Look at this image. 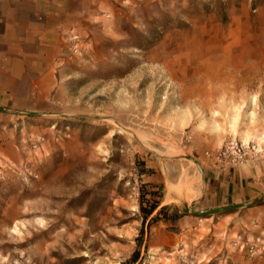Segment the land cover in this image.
<instances>
[{
  "label": "rangeland",
  "instance_id": "rangeland-1",
  "mask_svg": "<svg viewBox=\"0 0 264 264\" xmlns=\"http://www.w3.org/2000/svg\"><path fill=\"white\" fill-rule=\"evenodd\" d=\"M43 1L0 25V264L262 255L198 205L207 152L264 166V0Z\"/></svg>",
  "mask_w": 264,
  "mask_h": 264
},
{
  "label": "crops",
  "instance_id": "crops-1",
  "mask_svg": "<svg viewBox=\"0 0 264 264\" xmlns=\"http://www.w3.org/2000/svg\"><path fill=\"white\" fill-rule=\"evenodd\" d=\"M38 4L46 5L43 0H0V25L8 27L20 24V8L36 9ZM5 38L4 32H0V40ZM198 208L231 211L232 215L221 220L229 232L264 234V166H207L204 193L199 199ZM229 264H264V253L253 259H232Z\"/></svg>",
  "mask_w": 264,
  "mask_h": 264
},
{
  "label": "built area",
  "instance_id": "built-area-1",
  "mask_svg": "<svg viewBox=\"0 0 264 264\" xmlns=\"http://www.w3.org/2000/svg\"><path fill=\"white\" fill-rule=\"evenodd\" d=\"M255 149L256 147L254 145L250 146V144L230 141L216 152H207L206 155L211 157L215 164L220 166H237L248 161ZM236 244L239 245L241 249H246L252 256L262 250L263 247V241L260 237L252 241H238ZM182 262L183 264H199L196 260H187L186 258H183Z\"/></svg>",
  "mask_w": 264,
  "mask_h": 264
},
{
  "label": "trees",
  "instance_id": "trees-1",
  "mask_svg": "<svg viewBox=\"0 0 264 264\" xmlns=\"http://www.w3.org/2000/svg\"><path fill=\"white\" fill-rule=\"evenodd\" d=\"M155 209H156V207L153 206L149 210L143 209V211H144V213H146L145 214L146 216H150L154 212Z\"/></svg>",
  "mask_w": 264,
  "mask_h": 264
},
{
  "label": "water",
  "instance_id": "water-1",
  "mask_svg": "<svg viewBox=\"0 0 264 264\" xmlns=\"http://www.w3.org/2000/svg\"><path fill=\"white\" fill-rule=\"evenodd\" d=\"M222 210H213V211H208L207 213H214V212H220Z\"/></svg>",
  "mask_w": 264,
  "mask_h": 264
}]
</instances>
